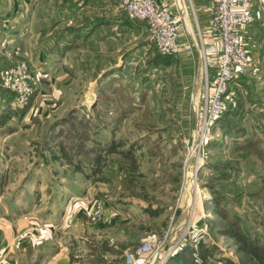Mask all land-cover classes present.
I'll list each match as a JSON object with an SVG mask.
<instances>
[{"label": "rangeland", "instance_id": "1", "mask_svg": "<svg viewBox=\"0 0 264 264\" xmlns=\"http://www.w3.org/2000/svg\"><path fill=\"white\" fill-rule=\"evenodd\" d=\"M73 1L53 5L33 36L26 23L14 25L22 30L15 51V39L3 42L8 29L0 32L3 226H13V212L29 214L21 217L35 232L61 221L49 238L59 245L54 264H130L148 240L146 264H264V61L252 52L260 41L246 39L250 63L225 97L222 121L208 125V44L219 40L190 0L180 41L193 47L178 54L161 52L120 0ZM48 51L50 67L38 60ZM21 64L33 89L24 102ZM78 196L86 213L102 205L104 218L63 223ZM12 248L2 249L5 263H36Z\"/></svg>", "mask_w": 264, "mask_h": 264}, {"label": "built area", "instance_id": "2", "mask_svg": "<svg viewBox=\"0 0 264 264\" xmlns=\"http://www.w3.org/2000/svg\"><path fill=\"white\" fill-rule=\"evenodd\" d=\"M129 18L145 21L159 50L165 54H178L190 50L193 43L182 44L180 32L186 25L187 0H120ZM215 8L208 34L215 41L209 42L210 61L215 68L213 79L207 75L203 92V119L211 125L224 112L225 97L230 84L238 79L250 63V54L242 28L255 19L253 0H214ZM201 52V50H200ZM203 57V55H202ZM207 59V56H204ZM23 76L19 85L17 100L24 102L32 94L29 66L21 64L14 70ZM1 73V72H0ZM18 101V102H19ZM97 220L104 218L102 205L95 203L89 211ZM152 240H148L136 250V256L129 254L130 264H146L152 252Z\"/></svg>", "mask_w": 264, "mask_h": 264}, {"label": "crops", "instance_id": "3", "mask_svg": "<svg viewBox=\"0 0 264 264\" xmlns=\"http://www.w3.org/2000/svg\"><path fill=\"white\" fill-rule=\"evenodd\" d=\"M86 1H89V0H86ZM190 1L192 4V7L195 5L197 7L199 15L203 17V23H211L212 14L215 8L214 0H190ZM52 2L53 0H0V32L4 31L5 29H8V32H9V35L3 39L4 44L6 45L7 42L12 41L11 39H15L13 40L14 47L10 49L12 51H15V49L18 48L16 40L19 38L18 36L22 35L21 33L22 30L21 29L16 30L12 28L14 25H16L17 23L20 24L21 22L26 23L25 24L26 33L27 32L29 33L28 36H33L34 34L33 28L35 24L39 22V20L42 19V20L49 21V20H52V18L54 17V14L50 12V8H52L53 5H59V6L65 5V4L67 5V4H70L72 0H63V2L61 0L59 1L56 0V4H52ZM73 2H75V0ZM40 6H43V8L44 7L45 8L42 10H39ZM80 8H79V11H80ZM252 10H253L255 19L252 23H249L246 26H243L242 31H243L245 39L253 40V42L260 41V45L257 47L255 51H252V52L254 54H257L258 57L260 55V58L258 59L259 61H264V0H253ZM187 15H186L185 23L189 21L188 19L189 15L188 16ZM182 30H185V26L182 28ZM1 35H3V33H0V36ZM188 36L191 38L190 33ZM4 44L0 42V48ZM72 46L73 47L76 46V43H74V45ZM65 48H71V47L67 45L65 46ZM247 48H248V43H247ZM50 52L51 51H48L46 55L44 54L47 57L44 56L43 58H41L43 56L41 54V56L38 58L39 61L43 62V64L49 65V67L51 65V60L53 59L52 57H50L52 56V53ZM62 53H65V52H62ZM258 60L257 61L255 60L254 63L259 62ZM64 67L65 65L63 61L62 66H61L62 71H64ZM45 72H46L45 77L47 80L50 81L51 79L55 78L54 76H51V74L48 75V73H50L48 72V70L47 71L45 70L44 73ZM45 77L43 75V78ZM246 77H249V76L246 74L245 78ZM68 197H70L69 194L67 195V198ZM56 204L58 203L56 202ZM76 207L79 208V211L76 210ZM66 208L71 209V212H67ZM85 208L86 207H84V204L80 202V196L71 198L69 202V207H65V209L63 210L64 211L63 219H62V221L64 220L63 223L67 221L77 222L80 215L82 216V221L87 219V220H90L91 223H96L97 218L89 212L86 213L85 210L87 209ZM67 213L69 214L67 215ZM9 215L10 216L12 215V220L14 222L13 226L11 224V228L7 224L6 226H3V222L0 221L1 222L0 231H3V233L5 234V239H2L0 237V251L2 249L7 250V248L13 246L12 249L17 251V254H20L19 257H21V255L24 254L25 252L29 254H34V256L37 255V259L35 257V260H36L35 264H54L59 261L58 260L59 257L56 258L58 255V251H59V248L57 247L59 245L57 244L55 239H53V241H50L49 238L52 239V236L54 238V232L56 231L55 229H59L58 227L62 225L61 221L59 222V224L58 223L55 224L54 222L51 224L49 223L50 226H52L53 228L52 229L53 232L52 230L49 229L50 226L46 228L43 232H35L33 228L30 231V227L28 226L29 224H26L27 220H31V218H28L27 216L21 217V215H29V214L25 213V214L17 215L21 217L19 220H18L19 217H17L16 214H14V212L12 214L10 213ZM11 231H13V235H11L12 234ZM49 231H51L52 234ZM47 235H49L50 237ZM44 237H48V239H43ZM47 242L49 246L48 248L51 249L48 254H47L48 248L45 249ZM37 250H40V254H35L38 252ZM3 253L4 251L2 250L0 252V264H7L5 263V261L7 260L2 259ZM5 256L6 255H4V258ZM13 264H21V263L18 262L16 259Z\"/></svg>", "mask_w": 264, "mask_h": 264}, {"label": "trees", "instance_id": "4", "mask_svg": "<svg viewBox=\"0 0 264 264\" xmlns=\"http://www.w3.org/2000/svg\"><path fill=\"white\" fill-rule=\"evenodd\" d=\"M239 78H240V77H239ZM239 78H238V79H239ZM243 78H244L243 80H245V77H244V76H243ZM236 80H237V79H236ZM236 80H233V81L231 82V84H230V88H231V85H232ZM223 116H224V112H223V114L221 115V117L217 119L218 122L222 121ZM177 254H178V253H177ZM177 254H176V255H177Z\"/></svg>", "mask_w": 264, "mask_h": 264}, {"label": "bare ground", "instance_id": "5", "mask_svg": "<svg viewBox=\"0 0 264 264\" xmlns=\"http://www.w3.org/2000/svg\"><path fill=\"white\" fill-rule=\"evenodd\" d=\"M194 245H195V244H194ZM194 245H193V246H194ZM195 246H197V245H195ZM195 246H194V247H195Z\"/></svg>", "mask_w": 264, "mask_h": 264}]
</instances>
